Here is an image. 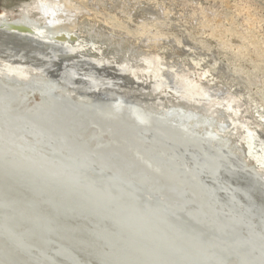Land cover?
<instances>
[{
	"label": "water",
	"instance_id": "obj_1",
	"mask_svg": "<svg viewBox=\"0 0 264 264\" xmlns=\"http://www.w3.org/2000/svg\"><path fill=\"white\" fill-rule=\"evenodd\" d=\"M58 90L20 122L0 83V264H264V173L241 146L215 163L217 139L144 126L138 95Z\"/></svg>",
	"mask_w": 264,
	"mask_h": 264
},
{
	"label": "rangeland",
	"instance_id": "obj_2",
	"mask_svg": "<svg viewBox=\"0 0 264 264\" xmlns=\"http://www.w3.org/2000/svg\"><path fill=\"white\" fill-rule=\"evenodd\" d=\"M29 2L30 0H0V16L16 19L20 16L22 7ZM83 2L94 9L93 12L89 11L90 14H98L85 17L80 24L90 25L95 21L98 26L96 29H80L82 34L79 33V37L81 42L87 45V50L83 52V59L78 56L75 60L82 61L86 56L85 60L103 61L107 68H98L96 75V68L93 70L92 66L71 62L69 71L78 69L77 72L82 73L84 77L89 76L90 81L88 78L87 81H92L91 83L108 77L106 79L115 80L121 90L131 91L148 104L155 100V97L167 106L172 101L176 104L180 97L175 93L177 84L179 88L188 83V86L197 85L195 90L189 89L191 100L188 103L186 100L180 101L181 106L201 112L198 111L200 105L216 104L215 109L221 110L222 117L232 116L237 120L239 134L234 133L232 126L228 129L230 134H222L231 144V150L236 149V141L245 137V131L250 127L257 133V151L263 152L264 0H103L104 5L99 9L102 13L94 8V0ZM90 19L93 20L92 23ZM107 36L113 39L110 40ZM15 39L0 32V60H4L7 54L13 52L12 54L17 56L9 60L28 66L29 70L49 71L54 79L64 73L67 66H64L65 62L62 63V58L66 60L67 56L61 58L58 53L50 52L44 47ZM93 45L100 50L96 51ZM161 63L168 66L165 70H169L168 74L161 72ZM88 68H92L94 75L89 74L91 70ZM160 74L169 75L162 79L165 83L159 78ZM141 77L145 79L141 80ZM167 79L168 81H164ZM170 81L173 83L169 84ZM157 82L160 84L156 87ZM179 88L176 87V90L180 91ZM198 90H201L202 94ZM203 90H207V93L209 90L213 96L210 103L202 96ZM224 101L227 103L224 104ZM219 103L225 106L231 104L237 113L220 108ZM260 138L263 139V144ZM235 152L239 153L237 150ZM249 163L257 166L254 160Z\"/></svg>",
	"mask_w": 264,
	"mask_h": 264
},
{
	"label": "bare ground",
	"instance_id": "obj_3",
	"mask_svg": "<svg viewBox=\"0 0 264 264\" xmlns=\"http://www.w3.org/2000/svg\"><path fill=\"white\" fill-rule=\"evenodd\" d=\"M89 1H92V0H89ZM102 1L103 0H94V8H97V10L99 12H101L99 9H101L104 5L102 3ZM93 10L94 9L92 7H89L88 5H86L83 2V0H30V2L28 4H26L22 7L21 14L18 18L9 19L7 16H4V15L0 16V32L7 34L9 38H13V39L16 38L15 40H22L25 42L34 43V44L38 45L39 47H42V48L44 47L45 49L50 50V52L52 51V52L58 53L61 58L66 57V56H67L66 58H68L66 60H65V58L64 59L62 58V60H63L62 63L65 62L66 65L64 64V66H67V67L64 69L63 74L56 76L57 77L56 79H54L55 77L53 76L52 73H49V71H45V70H41V69L29 70L28 66H25L21 63H15V62L9 60V59L15 58L17 56V54H15V53H14L15 55L12 54L13 52L12 53L10 52L11 54L10 53L7 54L6 58L4 60L3 59L0 60V83H2L5 87H8L10 90H12L16 93L17 100L14 101V103H15L14 109L18 110L20 112V114L22 115L20 117V122L23 121L24 119H27V117L29 115H38L41 112H43V110H49L51 107L50 95L52 93H54L55 91H59L58 89H61V94H64L66 92L65 90L68 89L70 92H73V93H74V91H79V92L85 93V94H96V93L102 94L108 90H116L123 95H134L131 91L121 90V88H119L120 85L115 80H112L110 78L106 79L108 77H105V79L102 77L104 80H102V79L99 81L96 80V82L91 83L92 81L91 82L87 81V78L89 76H87V78H86V76L84 77V75H82V73L80 74L79 72H77V71H79L78 69H77V71L75 69H71V71H69V69L71 67L69 64H71V62L76 63V64H82L83 63L86 65L92 66L93 70L96 68V71L98 68L99 69L100 68H103V69L107 68V66H104L103 61L98 62L97 60H93V61L92 60H85L86 56H85V59L82 61H80L81 59H79V61L75 60V59L79 58L78 56H80L81 58L84 57L83 52H85L87 50V45H85V43L81 42V40H80V38H81V37H79V33H81L80 29H82V30L83 29H96L98 26L95 23V21H94V24H90V25L80 24V22L85 17L89 18V17L95 16L96 14H98L97 12H95V14L89 13V11L93 12ZM103 13H104V11H103ZM89 21L91 23L93 22L92 19H90ZM98 29H100V28L98 27ZM86 33H87V31H86ZM106 35H107V33H106ZM103 38H105V37H103ZM108 38H110V37H108ZM113 38H114V34H113ZM113 38H110V40ZM73 43L76 46H74ZM93 46L92 47L96 51L100 50V48L96 47V45H93ZM88 47H90V46H88ZM131 52L133 55V51H131ZM69 56L71 57V59H69L70 58ZM143 59H145V58H143ZM161 59H163V58H161ZM130 60H132V59L130 58ZM157 60L159 61L160 59H157ZM163 61H165V60L163 59ZM166 64H169V66H171L170 63H166ZM160 65L162 68L161 72L165 71L166 67H168L167 65L165 66V64L163 65L162 63ZM171 68H173V67H171ZM89 70H91L92 73L91 72L90 73L88 72V73L90 75H92L94 71H92V68ZM170 70H172V69H170ZM84 71H86V70H84ZM132 71H134V70L132 69ZM167 71L169 72V70H167ZM167 71H165V73ZM168 72L166 74H168ZM97 73H98V71L95 72L96 75H97ZM174 73H175V71H174ZM83 74H85V72H83ZM96 75H95V77H96ZM99 76H97V77H99ZM167 76H169V75H167ZM167 76H165V74H163V75L160 74L159 78L162 80V79H164V77L167 78ZM204 76H205V78L207 77V75H204ZM52 77H54V78H52ZM90 78H91V80H94L92 77H90ZM141 78H142L141 80L145 79V77H141ZM175 78H173V79L175 80ZM168 79L164 80V81H168ZM88 80L90 81L89 78H88ZM156 80H158V79H156ZM186 80H188V79H186ZM162 82H163V80H162ZM182 82H183V80H182ZM163 83H165V82H163ZM171 83H173V81L172 82L170 81L169 84H171ZM158 84H160V82H157L155 84L156 87L158 86ZM188 84L187 85L184 84L180 88H179L178 84H177V86H175V84H174L175 93L180 95V97H178L179 99H177V101H176V104L173 103V101H172V102H170L171 104H169L167 106V105H165V103L162 102V100H158L156 97H155V100H151V102L149 104L144 102L145 105H147V106L149 105V107L156 108L157 110L154 111V109L142 108L141 110L145 111V115H143V117H138L140 119L141 123L144 126H146L147 122H149V120H150L149 117L154 116L155 118L158 117L160 119H163L162 121H165L169 125L170 128L181 130L185 137L195 138L198 141L204 142L205 144L211 143L217 139L216 140L217 144L212 146L213 150H215L216 154L218 155V156L213 158L214 159L213 161L215 163L219 160L220 157L225 156L224 149L227 150V152L231 153L234 157H236V158L239 157L240 153H236L235 151L237 150V152H239L237 147L241 146L243 148L245 154L247 155V158H251L250 160H254L256 162L258 170L264 173V149L262 150L263 151L262 153H261V151H257V148H258V146H257L258 143L256 142V134L257 133L255 134V131H252L250 129V127L249 128L247 127V132L245 131L246 136L242 137V138L240 137V139L238 141H236V142H238V146L235 145L236 149L232 148L233 150H231V148H230L231 144L228 142L227 137L223 136L222 134L224 133V135H226L229 132L228 129L231 126L234 127L233 128L234 133L236 132L237 134H239V128L237 127V122H236L237 120H235L232 116H229L227 118L221 116L222 115L221 110L219 111V109H215V107L217 105L216 104L211 105V103H210V101L213 99L212 98L213 96L209 93V90H208V93H207V90H206V92L203 90L202 96H205L207 98V102H209L210 104L209 105H207V104L200 105L199 109L198 108L197 109H198V111L200 110L201 112H197V111L193 110L192 108L191 109L183 108V106H181L180 103L184 102L185 100L187 101L186 103H188L189 100H191V99H189V95L191 96L189 89L195 90V88L197 86L196 84H194V85H196L195 87L192 86L191 84L188 86ZM176 87H178L180 89V91L176 90ZM171 88H172V86H171ZM34 90H38L40 92L41 98L39 101H36L33 104H29L28 103L29 96L31 95V92H33ZM185 90H186V92H184ZM173 92H174V90H173ZM200 92H201V90L199 91V93ZM214 93H215V91H214ZM200 94H202V93H200ZM217 94H218V92H217ZM222 94H220V95H222ZM197 95H199V94H197ZM197 95H195V96H197ZM58 96H60V94H58ZM150 96H148V97H150ZM199 97H200V95H199ZM214 97H215V95H214ZM171 98H173V97H171ZM220 100H222V99H220ZM221 103H223V102H221ZM221 103L218 104L220 106V108H222L224 110H228V111L230 110L233 113H235V112L237 113V110H235L231 104H228L227 106H225L224 104L227 102L224 101V104H221ZM186 106H184V107H186ZM234 106H236V105H234ZM211 108L212 109L214 108V109L211 110ZM116 109L120 110L121 108H120V106H117ZM98 127H99V132L102 133L100 126H98ZM143 130L146 131V129H143ZM137 132L140 133V131H137ZM230 132L228 134H230ZM85 139H86L87 143L91 142V139H89V138H85ZM261 140H262L261 142L263 144V139H261ZM257 141H259V139ZM105 143H109L108 139L105 140ZM256 143H257V145H256ZM95 145H97V144L94 143V146ZM260 147H261V145L259 146V149H260ZM262 147H264V146H262ZM135 155H137L136 152H135ZM195 165H199L198 168L200 170L202 167H204L203 162H200L199 164L195 163ZM217 168L218 167H214L213 171L217 170ZM233 168H235V167H233ZM28 245L33 247V244H31V243Z\"/></svg>",
	"mask_w": 264,
	"mask_h": 264
}]
</instances>
